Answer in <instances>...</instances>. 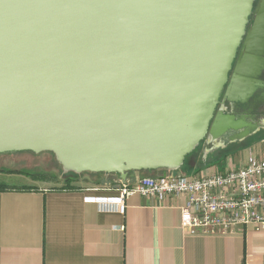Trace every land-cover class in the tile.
Instances as JSON below:
<instances>
[{
	"label": "water",
	"instance_id": "obj_1",
	"mask_svg": "<svg viewBox=\"0 0 264 264\" xmlns=\"http://www.w3.org/2000/svg\"><path fill=\"white\" fill-rule=\"evenodd\" d=\"M253 2L0 0V155L125 179L179 170L206 136L204 153L243 141L264 128L248 112L264 80Z\"/></svg>",
	"mask_w": 264,
	"mask_h": 264
},
{
	"label": "crops",
	"instance_id": "obj_2",
	"mask_svg": "<svg viewBox=\"0 0 264 264\" xmlns=\"http://www.w3.org/2000/svg\"><path fill=\"white\" fill-rule=\"evenodd\" d=\"M203 154L204 148L188 154L179 170L164 174L210 172L200 169ZM103 179L58 190L62 183L38 186L27 176L0 173V183L36 188L0 192V264H264V231L246 226L232 234L190 236L180 228L182 196L162 202L132 196L123 215L102 211L84 199L116 197V184L125 180Z\"/></svg>",
	"mask_w": 264,
	"mask_h": 264
},
{
	"label": "built area",
	"instance_id": "obj_3",
	"mask_svg": "<svg viewBox=\"0 0 264 264\" xmlns=\"http://www.w3.org/2000/svg\"><path fill=\"white\" fill-rule=\"evenodd\" d=\"M207 175L164 174L140 177L133 183L119 180L116 197H86L100 210L123 215L132 196L158 202L171 196L185 200L180 208V228L190 236L232 234L238 227L264 231V158L250 155L243 164Z\"/></svg>",
	"mask_w": 264,
	"mask_h": 264
},
{
	"label": "rangeland",
	"instance_id": "obj_4",
	"mask_svg": "<svg viewBox=\"0 0 264 264\" xmlns=\"http://www.w3.org/2000/svg\"><path fill=\"white\" fill-rule=\"evenodd\" d=\"M259 109H256L253 111V114L255 115L256 120L261 121V125L264 126V104L258 107ZM261 114V116H260ZM208 141V137L206 136L203 141L200 142V144L196 147L198 152L193 153L194 155H198L204 146L206 145V142ZM208 143V142H207ZM236 147H238V152L235 153L234 158H232V155L228 156L225 160L220 161V163H206V166L200 167L211 169L210 171L215 172H223L228 166L231 165H238L243 164L244 160H246L250 155H253L255 157H261L264 158V128H259L254 134L251 136H248L243 141H237ZM235 150V148H234ZM207 151V150H206ZM214 150H210L208 152H205L203 155L207 153H213ZM221 156L220 154L215 155V158H219ZM214 157V156H212ZM237 159V162L235 163V160ZM0 170H20V171H26L31 174H40L45 175L46 180H38L35 181L33 179L32 182L37 183L38 186H42L44 183H62L64 176L70 175L68 173L63 172L62 165L57 162L55 159V156L50 152H40V153H32V152H15V153H9V154H3L0 155ZM208 172V171H207ZM207 172L195 174L198 176L207 175ZM105 175H103L104 177ZM151 177L150 175H146L145 177ZM102 176L98 177H89L93 182L98 181ZM102 177V178H103ZM144 177V176H143ZM87 176H83L80 181L89 182L90 180ZM91 183V182H90Z\"/></svg>",
	"mask_w": 264,
	"mask_h": 264
},
{
	"label": "trees",
	"instance_id": "obj_5",
	"mask_svg": "<svg viewBox=\"0 0 264 264\" xmlns=\"http://www.w3.org/2000/svg\"><path fill=\"white\" fill-rule=\"evenodd\" d=\"M236 142L234 143H229V144H225V146L223 148H218V149H215L213 153H207L205 154V157H206V163L208 161V163H220V161L222 162V160H225L228 156L232 155L233 153L236 152ZM235 148V150H234ZM198 150L197 148H195L190 154H193V153H197ZM220 154L221 156H219V158H215V155H218ZM214 156V157H212ZM206 163L205 165H201L202 167L206 166ZM184 164V162H183ZM182 167V166H181ZM0 173H5V174H17V175H24V176H27L35 181H38V180H46V176L45 175H40V174H31L29 172H26V171H20V170H0ZM70 175H66L64 176V179L62 181V187L58 188V190H77L79 189L77 186H75L74 184L76 182H79L81 180V178H83V176H87L88 178L89 177H98V176H102L103 175H106V176H117L118 174H110V175H107V174H80V175H77V174H73V173H68ZM131 174H134V173H129V175ZM139 175L141 176H146V175H150L151 177H160L162 175H164V172H141V173H138ZM100 178L98 181L96 182H93L90 178V180H88L89 182L91 183H102L104 181L103 178ZM30 190H36V188H33V187H27V186H13V185H8V184H4V183H0V192H4V191H30Z\"/></svg>",
	"mask_w": 264,
	"mask_h": 264
},
{
	"label": "flooded vegetation",
	"instance_id": "obj_6",
	"mask_svg": "<svg viewBox=\"0 0 264 264\" xmlns=\"http://www.w3.org/2000/svg\"><path fill=\"white\" fill-rule=\"evenodd\" d=\"M260 10V0H254L253 2V9H252V13L249 17V21L246 25V28H245V33H247V31L253 26V24L256 22V16L258 14ZM243 42H244V37L236 51V56H235V59L234 61L238 58L239 56V53L241 51V48H242V45H243ZM262 59L264 60V55L262 56ZM231 73V72H230ZM229 73L228 77L230 78L231 74ZM256 73H260V71H256ZM264 74V73H263ZM262 74V75H263ZM256 80H258L257 82V85L255 86V94H253L252 96V100L250 101L249 103V106L251 105L252 106V109L250 108V111H248L249 113L253 114V111L256 110V109H259L257 107V104L260 102L262 104L259 105V107L261 105L264 104V80H259V78H255ZM223 98V93H222V96L220 98V101L222 100ZM254 106V107H253ZM256 106V107H255ZM223 108L226 110V112L229 111L230 107H229V104L225 101L224 104H223ZM252 110V111H251ZM261 116V114H260ZM256 120V119H255Z\"/></svg>",
	"mask_w": 264,
	"mask_h": 264
}]
</instances>
